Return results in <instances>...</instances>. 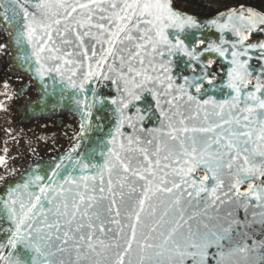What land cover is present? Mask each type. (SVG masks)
I'll list each match as a JSON object with an SVG mask.
<instances>
[{
  "label": "snow or ice",
  "instance_id": "obj_1",
  "mask_svg": "<svg viewBox=\"0 0 264 264\" xmlns=\"http://www.w3.org/2000/svg\"><path fill=\"white\" fill-rule=\"evenodd\" d=\"M180 3L0 0V54L79 117L0 188V264H264V9Z\"/></svg>",
  "mask_w": 264,
  "mask_h": 264
},
{
  "label": "flooded vegetation",
  "instance_id": "obj_2",
  "mask_svg": "<svg viewBox=\"0 0 264 264\" xmlns=\"http://www.w3.org/2000/svg\"><path fill=\"white\" fill-rule=\"evenodd\" d=\"M7 58V54H0V188L67 139H55L59 131L49 121L22 123L19 112L34 98L33 89L26 79L10 73ZM67 129H58L60 135H68Z\"/></svg>",
  "mask_w": 264,
  "mask_h": 264
},
{
  "label": "water",
  "instance_id": "obj_3",
  "mask_svg": "<svg viewBox=\"0 0 264 264\" xmlns=\"http://www.w3.org/2000/svg\"><path fill=\"white\" fill-rule=\"evenodd\" d=\"M7 64L8 69L12 75H19L22 78L26 79L33 89L34 98L25 102L23 108L19 112L20 120L23 124L39 121H49L57 128L67 126L68 133L71 134L63 144L52 149L51 154H44L38 161L29 165L24 170H22L15 178L7 182H18L26 170L35 169L37 165L43 167L54 162L58 157L62 156L68 148L71 146L72 137L76 135V132L79 131L78 120L79 117L75 114L70 113L66 109L56 108L53 110L49 104L48 107H44L43 100L41 99V90L38 87V84L35 81L30 82L29 74L20 66V64L15 59V53L7 54ZM96 133H90L89 138H86L83 142L85 147L92 146V140L95 139ZM83 150V149H82ZM6 184V183H5ZM3 185V187L5 186ZM2 187V188H3Z\"/></svg>",
  "mask_w": 264,
  "mask_h": 264
},
{
  "label": "trees",
  "instance_id": "obj_4",
  "mask_svg": "<svg viewBox=\"0 0 264 264\" xmlns=\"http://www.w3.org/2000/svg\"><path fill=\"white\" fill-rule=\"evenodd\" d=\"M238 3H248L258 9H264V0H181L179 7L202 17L214 14L216 9L223 10Z\"/></svg>",
  "mask_w": 264,
  "mask_h": 264
},
{
  "label": "rangeland",
  "instance_id": "obj_5",
  "mask_svg": "<svg viewBox=\"0 0 264 264\" xmlns=\"http://www.w3.org/2000/svg\"><path fill=\"white\" fill-rule=\"evenodd\" d=\"M53 128H55V131H59V132H56L57 134H59V136H55V139H57V138H61V137H63V138H65V137H66V138H69V137L71 136V134H68V135H67V134H65V133H64L63 135H60V133H62V132H61L60 130H58V129H60L61 127H60V128H57V127L55 126V127H53ZM65 140H66V139H65ZM57 141H58V140H57ZM55 142H56V140H55ZM55 142H54V143H55ZM52 147H54V146H51V148H52ZM43 154H45V153H43Z\"/></svg>",
  "mask_w": 264,
  "mask_h": 264
}]
</instances>
